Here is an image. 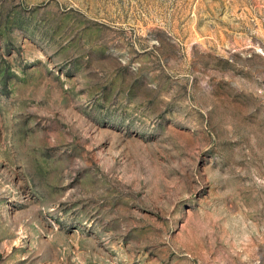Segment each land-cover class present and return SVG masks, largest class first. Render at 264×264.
Here are the masks:
<instances>
[{
	"label": "rangeland",
	"instance_id": "1",
	"mask_svg": "<svg viewBox=\"0 0 264 264\" xmlns=\"http://www.w3.org/2000/svg\"><path fill=\"white\" fill-rule=\"evenodd\" d=\"M0 264H264V0H0Z\"/></svg>",
	"mask_w": 264,
	"mask_h": 264
}]
</instances>
